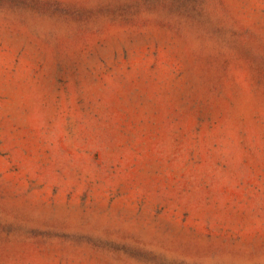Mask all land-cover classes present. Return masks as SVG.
I'll use <instances>...</instances> for the list:
<instances>
[{"label": "rangeland", "instance_id": "obj_1", "mask_svg": "<svg viewBox=\"0 0 264 264\" xmlns=\"http://www.w3.org/2000/svg\"><path fill=\"white\" fill-rule=\"evenodd\" d=\"M0 264H264V0H0Z\"/></svg>", "mask_w": 264, "mask_h": 264}]
</instances>
